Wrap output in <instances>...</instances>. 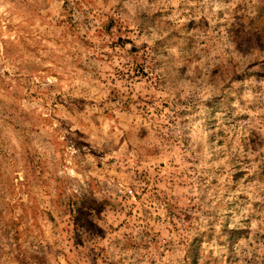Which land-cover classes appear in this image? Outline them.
Instances as JSON below:
<instances>
[{
	"label": "rangeland",
	"instance_id": "374dc122",
	"mask_svg": "<svg viewBox=\"0 0 264 264\" xmlns=\"http://www.w3.org/2000/svg\"><path fill=\"white\" fill-rule=\"evenodd\" d=\"M0 264H264V0H0Z\"/></svg>",
	"mask_w": 264,
	"mask_h": 264
}]
</instances>
